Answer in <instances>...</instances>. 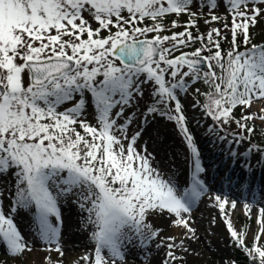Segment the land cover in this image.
<instances>
[{
	"label": "snow or ice",
	"instance_id": "6c2138e0",
	"mask_svg": "<svg viewBox=\"0 0 264 264\" xmlns=\"http://www.w3.org/2000/svg\"><path fill=\"white\" fill-rule=\"evenodd\" d=\"M201 19L221 27L201 32ZM261 21L264 0H0V248L22 261L38 241L63 257L68 204L94 245L73 264H126L130 248L156 241L166 249L161 264L198 255L188 243L199 239L193 210L209 189L182 97L212 121L210 137L250 144L232 158L248 167L255 151L264 160V148L251 143L254 121L264 122V107L252 110L264 103V43L253 42ZM157 117L184 146L187 187L148 150L144 134ZM209 199L231 245L248 264H264L259 194L244 196V214L251 220L255 207L259 226L250 244L249 226L237 229L232 219L236 200ZM22 211L32 239L19 227ZM153 217L182 234L162 236Z\"/></svg>",
	"mask_w": 264,
	"mask_h": 264
},
{
	"label": "rangeland",
	"instance_id": "374dc122",
	"mask_svg": "<svg viewBox=\"0 0 264 264\" xmlns=\"http://www.w3.org/2000/svg\"><path fill=\"white\" fill-rule=\"evenodd\" d=\"M203 11L207 13L208 9L205 8ZM224 11L225 10L223 7L219 8L220 14H224ZM187 19L188 17L184 16L181 18L180 22L183 24V22ZM208 27H221V25L214 22L212 25L206 26L203 19L199 21V29L201 32H207ZM183 30L184 29L182 27L174 29V31L177 32ZM253 42L264 43V21H261L255 28ZM185 50L189 51L191 49ZM196 86L200 87L199 84ZM144 99L147 100V94L145 95ZM192 99L193 98L190 96L187 98L182 97V102L185 105L186 115L189 118V126L194 134L198 148L201 152L202 164L205 167V172L202 174V179L205 181V184L209 189V193L208 195L201 198L200 202L193 210L194 226L197 228L199 239L195 242H190L189 246L190 250H194V252L198 253V255L193 254L190 251V253L186 255V264H233L237 255L244 253L231 245L230 237L221 239L219 234L215 231L214 225L211 224L213 217H215L217 221L222 220L219 213H216V211L213 209V201L209 199V196L215 194L220 195L222 198L227 196L229 200H236L237 209L233 211L232 219L237 229L244 230L245 225L249 226L248 241L250 244L259 227L256 223V208H253V216L252 219L249 220L244 214L243 203L245 194L243 193L244 186L241 185V183L244 184V182L241 181L240 183L234 179H230V181L228 179L225 181L227 173H229L234 166L232 164L235 162V159L238 158H232L230 156V152L235 150L237 152L243 153L247 151V149L250 147V144L248 142L240 145L231 144L228 150L225 149L226 144L222 143L223 141H219L215 137H210L207 134V127L208 125L212 124V121L208 118L202 117L200 111L194 109L191 106ZM143 107L144 102L141 101V108ZM261 107H264V103L257 102L256 106L252 110L257 111ZM237 116H239V113H237ZM201 122L203 123L200 126ZM254 123L257 126V131L253 135L251 143L258 144L261 148H264V136L261 135V130H264V122L257 120L254 121ZM235 128L236 125L232 124L230 130H234ZM144 140L148 143V150L154 152L158 166L166 174H171L174 172L176 174V178L182 175L183 177L180 179L181 182L179 184L181 187H187L189 180V170L185 160V149L179 136L177 135L174 125L172 123H166L165 121L157 118L154 122H152L145 132ZM218 152L226 153V157L228 158L218 161L216 158ZM239 158L240 160H238L236 164L240 165V168L239 166L238 168H234V175L232 178H234L236 175H243L247 179L250 174H244L245 171H252L253 176H256L255 172L253 171L254 163L256 162L259 165H264V160H261L260 154L255 151L252 152L248 157V167L244 166L246 160L242 159V156ZM217 161L218 163H222V165L225 167V174L221 175V173H213V165H211V163H216ZM253 179L254 183L252 186L254 187L255 184L259 185L260 179ZM228 186L231 187L229 191L226 190V187ZM233 187H235L234 191H232ZM224 190L234 193L235 196H231V193L229 194L223 192ZM258 194L259 203L264 205V185H261ZM246 196L247 198H250L248 193ZM237 197H239V199ZM65 209H72L75 212H78L76 207L73 205L66 204L63 209L64 224L62 235L65 253L63 257H60L59 254L54 251L51 253L41 251L40 243L38 241H34V250L29 253L22 261L13 260L6 254L3 248H0V264H42L40 260L42 259L44 263L45 257H50L52 264H55L56 261L61 259L63 260V264H73V262L76 261L78 257L90 251L94 247V245L88 239L89 233L92 231L91 227H89L87 230L82 228L81 220L77 224H73L71 221H69ZM78 216L80 218L79 212ZM151 222L153 223L154 227L163 229L161 235L164 237L174 236V233L178 229L171 226V222L167 217H153ZM18 224L25 237L32 239L28 227V216L23 211L21 212V215L18 219ZM156 242L150 244L147 249H141L138 247L130 248L127 254L126 264H161L165 256L166 249L161 248L157 250L155 247ZM214 243L218 245L217 249L209 247ZM158 251H160V253ZM81 264H83V262H81Z\"/></svg>",
	"mask_w": 264,
	"mask_h": 264
},
{
	"label": "bare ground",
	"instance_id": "6f19581e",
	"mask_svg": "<svg viewBox=\"0 0 264 264\" xmlns=\"http://www.w3.org/2000/svg\"><path fill=\"white\" fill-rule=\"evenodd\" d=\"M257 110V109H256ZM204 122V121H203ZM203 122H201L200 123V126L202 125V123ZM215 140V139H214ZM220 141V140H219ZM222 143H225L224 145H225V149H227L228 150V148L230 147V145H231V143H229V142H227V141H223ZM227 146V147H226ZM233 150V149H232ZM233 151H235V150H233ZM231 156V155H230ZM217 159H218V161H221V160H225V159H227L228 157H226V153H223V152H218V154H217V157H216ZM225 158V159H224ZM242 159H245L244 157H242ZM241 159V160H242ZM238 160H240V158L238 157L237 159H235V162L232 164V165H234L233 166V168H232V170L229 172V173H227V177H225V181H227L228 179H229V181H230V179H234L235 181H239L240 183H241V181L242 182H244V186H245V189L249 192H252V194L253 193H258L259 192V190H260V188H261V185H264V165L263 164H261V165H259V164H257L256 162L254 163V166H253V171L255 172V174H256V176H253V172L252 171H250V172H247V171H245L244 172V174H247V173H249L250 174V176L246 179V177H244L243 175H236L234 178H232V176L234 175V168H238V166H239V168H240V165H237L236 163H237V161ZM218 161L216 162V163H211V165H213L212 167H213V173L214 174H216V173H221V175H223V174H225L224 173V170H225V167L222 165V163H218ZM210 164V163H209ZM251 170H252V167H251ZM183 176L182 175H180L179 177H177V181H178V183H180L181 181H180V179L182 178ZM203 177V176H202ZM255 178V179H260L259 180V185H257V184H255V186L253 187L252 185H253V183H254V179L253 178ZM258 182V181H257ZM239 183V184H240ZM242 184V183H241ZM180 185V184H179ZM231 187H226V190L227 191H229V189H230ZM227 191H223V192H226V193H229V192H227ZM231 193V192H230ZM229 193V194H230ZM232 195L231 196H234L235 194H233V193H231ZM215 211H216V213H219V211H218V209L217 208H213ZM65 212H66V214H67V216H68V218H69V221H71L73 224H77L79 221H80V218H79V216H78V212H75L74 210H72V209H65ZM217 221V220H216ZM214 228H215V231L219 234V236L221 237V239H226V238H228L229 237V235H228V232H227V230H226V227H225V225H224V223H223V221H217V223L214 225ZM182 234V232H181V230L180 229H177V231L174 233V236H179V235H181ZM188 243H190V242H188ZM210 248H214V249H217L218 248V245L217 244H211L210 246H209ZM159 253H160V251H158ZM41 259V258H40ZM39 259V260H40ZM41 261V263L42 264H44L43 263V261H42V259L40 260Z\"/></svg>",
	"mask_w": 264,
	"mask_h": 264
},
{
	"label": "trees",
	"instance_id": "16d2710c",
	"mask_svg": "<svg viewBox=\"0 0 264 264\" xmlns=\"http://www.w3.org/2000/svg\"><path fill=\"white\" fill-rule=\"evenodd\" d=\"M229 39H230V35H229ZM196 46L199 47V44H197ZM225 47H227V42H225ZM161 119L164 120L163 118ZM234 262L235 264H248V257L244 254H238Z\"/></svg>",
	"mask_w": 264,
	"mask_h": 264
}]
</instances>
